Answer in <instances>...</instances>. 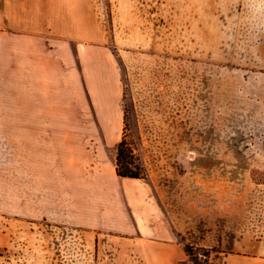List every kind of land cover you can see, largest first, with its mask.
Returning a JSON list of instances; mask_svg holds the SVG:
<instances>
[{
	"label": "crops",
	"instance_id": "obj_1",
	"mask_svg": "<svg viewBox=\"0 0 264 264\" xmlns=\"http://www.w3.org/2000/svg\"><path fill=\"white\" fill-rule=\"evenodd\" d=\"M238 125L264 134V0H0V264H264L263 165L232 159L264 148H184Z\"/></svg>",
	"mask_w": 264,
	"mask_h": 264
},
{
	"label": "rangeland",
	"instance_id": "obj_2",
	"mask_svg": "<svg viewBox=\"0 0 264 264\" xmlns=\"http://www.w3.org/2000/svg\"><path fill=\"white\" fill-rule=\"evenodd\" d=\"M217 46V52H220V50L218 49ZM234 48H238V46H233ZM222 51V49H221ZM223 64V62H222ZM129 110V102L126 101L125 103V111ZM126 111V112H127ZM128 116V121H129V133L130 135V139L134 142L135 146L137 147L138 150V154H139V158L141 160L140 157V152H139V145L138 142L133 138L132 135V129H131V125H130V118L128 113H126ZM238 118L237 114H233L232 116V120L233 122L236 121ZM215 122H216V132H222L223 131V123H224V113H223V109H217L216 110V116H215ZM236 127V126H235ZM248 126L246 125H238L237 128V132L232 131V138H230V140L226 141L223 139H217V140H213V141H188V142H184L185 146L184 148H216V149H223V148H264V134L259 135V134H253L252 136H250L249 132H246ZM241 130V131H240ZM221 136H223V134H221ZM252 137V138H251ZM262 138V139H260ZM184 159H191V158H184ZM232 159H236V160H241V161H245L250 165H263V167H253L252 169V176L253 179L257 180V181H263L264 182V157L263 158H253V157H244V158H232ZM259 160H263V163L260 164L258 161ZM142 161V160H141ZM195 247V246H194ZM201 248V247H198ZM203 250H207L206 248H202V249H194L193 253L195 254V256H197V261L200 264H204V255L202 254ZM189 255L190 260L192 261V264H195V262L193 261V257L187 253Z\"/></svg>",
	"mask_w": 264,
	"mask_h": 264
},
{
	"label": "trees",
	"instance_id": "obj_3",
	"mask_svg": "<svg viewBox=\"0 0 264 264\" xmlns=\"http://www.w3.org/2000/svg\"><path fill=\"white\" fill-rule=\"evenodd\" d=\"M127 111V108H126ZM128 113V111H127ZM129 121L127 114L125 115V123L123 130V137L117 145L116 153V171L121 176L128 177H145V170L142 161L139 158L137 147L134 142L129 138ZM194 249H202L194 247L191 245H186L185 250L193 257L195 264H200L197 261V256L193 253ZM209 250H203L202 254L204 255V264H206V256L208 255Z\"/></svg>",
	"mask_w": 264,
	"mask_h": 264
}]
</instances>
